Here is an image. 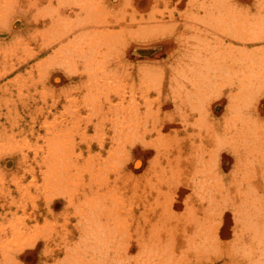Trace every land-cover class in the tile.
Segmentation results:
<instances>
[{
	"label": "rangeland",
	"instance_id": "374dc122",
	"mask_svg": "<svg viewBox=\"0 0 264 264\" xmlns=\"http://www.w3.org/2000/svg\"><path fill=\"white\" fill-rule=\"evenodd\" d=\"M71 1L0 0V264L12 262H14L12 264H70L64 258L65 253L62 252V246L67 241L65 236L70 239L76 234L79 220L77 208L81 203L77 201L76 197H73L74 194L71 195L72 199L69 198L71 201L67 199V193L63 194V191H69L67 186L63 190L59 189V186L44 184L45 158H43L42 152L46 149V143L49 142L50 137L55 134H57L56 139L58 137L59 140L60 138L68 140V146L72 147L70 154L77 161L84 163L88 157L90 158L88 160H90L91 167L88 172L82 173L85 180L79 182L80 186L88 188L90 185L94 188L98 187L101 182L103 185V181H105L103 186L100 185L106 189L108 195L114 194V191L122 195L115 198H118L120 202L118 200L117 203H115L116 200L113 201L114 208H119L116 210L120 212L118 218L121 219L117 220L114 226L118 230L114 229V235H111L113 240L109 239L111 242H107L109 247L111 246V250H108L109 253L104 251L102 254H97L96 259L91 258L87 252L82 253L83 264H125L128 263V259L133 260L135 258L133 257L134 254L137 255L136 258L141 260L144 257L143 264L147 260L149 261V258L151 260L149 264H157L159 261L161 263L163 261L162 264H238V253L230 246L239 227V221L235 215V209H237L235 204H237L236 192L242 188L235 183L237 179H242L245 176L243 179L245 185L243 186H247L248 179L253 181L255 178L259 182L258 200L262 201L264 199V174H262L264 170L258 167L257 158L254 160L253 157H250L251 165L249 167L257 165L256 170H252L254 177L246 176L250 171L244 175L239 173V175L234 168L235 154L228 145V135H225L224 131H232L234 125L238 123V120L235 122L236 119H247L250 115L251 131L242 135L248 141V145L251 143V139L256 133L252 131L253 125L255 127L256 122L259 121V123L264 124V87L260 86V90L254 92V95L251 96L253 100L248 106L237 108V110L236 108L230 109L231 104L229 103H238L239 99L236 98L232 101L231 95L235 91L229 90L226 80L220 83V79H218L216 84L220 83V90H212L213 92L209 91L208 94L203 85L204 90H198L203 93H200L201 99L198 98L200 94L197 90L189 95H184V90H188L185 85L189 84L188 77H197L201 74L197 71L194 72L192 65L188 64V62L196 60V56L193 57L194 45L201 39L196 36L207 35L210 39L208 41L212 45H215L218 38L221 40L223 38L222 41L225 42H222L223 45L221 44V46L227 45L230 49L232 42L236 47H240L238 42L235 43L236 40L239 41L240 34L237 37L238 31L234 28L228 30L229 33H225L218 32L211 26L210 28L206 27L207 24L201 20V17L205 16L202 0H99V2L98 0H91L90 4L95 5L97 2L102 5L103 11L101 10V12L103 14L99 13L101 16L96 13L93 16L91 13L89 15L85 9H81V0H75V4ZM4 5L7 11H2ZM247 7L248 11L255 15L254 17L257 16V26L259 28L264 27V0H262L261 6L254 0H241L238 4V8L241 9L240 12L246 10ZM259 7L260 9H258ZM87 14L92 19L84 18L85 15L89 17ZM150 15L152 19H150ZM98 16H100L101 21H96L99 19ZM60 22L63 24L60 25ZM154 24L156 25L153 26ZM94 29L97 32L101 31V33L97 34ZM204 29L208 30L205 31ZM84 30L86 34L83 32ZM104 31L106 32L103 33ZM90 32L96 34H92L93 37L104 35L103 38H110L111 42L109 39L107 40L109 42L105 40L102 42L100 39V41L94 40V38L91 40ZM233 32L236 33V36ZM115 33L118 36H115ZM78 35H82L81 38L85 37L86 40L84 38H82L83 41L78 39L80 38L77 37ZM230 36L235 41H232ZM196 38L199 40L197 41ZM167 41H169L168 46L164 44ZM104 42L108 44L105 45ZM255 45L259 48L264 46L262 42H257ZM106 47H108V50L106 49L107 54L104 50ZM257 47L254 50L255 55L259 51L264 52ZM93 48L98 51L97 54ZM60 50L63 52H61L62 55ZM93 52L95 53L92 55ZM100 52L105 54H103L104 58ZM190 52L192 55L189 54ZM83 53L85 54L83 55ZM245 53L247 52L245 51ZM200 59H204V57L202 56ZM221 61L223 62L224 59ZM252 61L253 58H245V56L242 59L237 58L235 59L237 64L231 66L230 71H236L245 62L250 63ZM186 64L190 68L185 66ZM223 67L224 70H228L227 64H224ZM175 68L177 72L174 70ZM197 68L196 70L199 69ZM179 69L181 70L179 71ZM94 71L96 72L94 73ZM144 74L146 75L144 76ZM173 76L174 78H172ZM153 78L159 79L157 80L158 87L153 85L157 82ZM96 81L98 84L103 81L104 85L103 83L102 86L98 85ZM147 84L150 85L147 86ZM154 87L157 88V91ZM179 91L181 94L178 93ZM93 95H96V100H92ZM114 105L115 109L112 108ZM127 105L133 106L131 111L129 107H126ZM259 106L262 112L259 111ZM255 110L261 114H254ZM87 115H90V119ZM115 115L118 117L117 119ZM256 116L259 117V120ZM126 117L127 121H130L129 118L131 121L134 118L132 123L134 122L136 125L138 122V126L134 127L130 123L131 126L129 127ZM99 118L103 120L101 121ZM122 118L125 120L120 122L121 124H117L116 122L121 121L119 119ZM116 124L121 127H117ZM51 125H53L52 127L55 125V128H52ZM118 128L124 133L119 134ZM125 128L128 132L125 131ZM150 128L151 130H149ZM131 130L135 133L133 134L134 138ZM59 134L62 137H59ZM117 134L119 135L116 136ZM128 139L131 141L134 139V141L130 144ZM143 142H148L149 148L143 145ZM223 142L228 143L223 144ZM44 146L46 147L44 148ZM113 148H117L116 151ZM119 148L122 150L120 151ZM108 149L112 151L109 152ZM207 149L214 152L210 155ZM117 150L121 153H118ZM123 150L127 152L122 154ZM200 156L204 157H202V161L197 162L196 157ZM165 159H168L169 162ZM204 159L205 161L209 160L211 164H205V173L200 171ZM115 163L118 165L112 167ZM174 170L177 177L172 174ZM89 173L94 178L88 179ZM201 178L204 180V191H202L203 187L198 184L203 181ZM106 184L107 186H105ZM74 186L71 184V192H74L76 187ZM160 189L161 194L158 192ZM102 195L106 196V194ZM154 195L158 204L153 202L155 201ZM81 199L83 203V197ZM105 199L100 200L105 202L103 201ZM161 199L162 201H159ZM121 201L123 204L119 206ZM107 204L111 206V202ZM154 204L156 206L152 207ZM160 205L167 209H161ZM184 206L190 208L185 207V209ZM206 207L207 209H205ZM187 209L190 210L187 211ZM167 211L171 213L169 214ZM165 213L169 217L167 214L164 215ZM204 213L207 215L214 214V217L211 216L212 221L207 223L216 226L213 234L216 236L213 237H217L216 240H219L221 245L215 243L216 245L209 246L202 251V249L196 248L198 245L196 247L191 245L189 237L192 238V235L197 237L198 232V225L195 229V225L191 224L192 219H196L195 216L203 219ZM166 216L169 219L165 218ZM122 219L125 221L122 222ZM189 220L192 221L187 222ZM119 222L120 224L122 222L121 226ZM151 222L155 223L152 224ZM103 223H107L106 220H103ZM150 223L157 230L151 228ZM17 229L23 233L19 237L20 239L14 235L18 231ZM148 229H150L151 235ZM120 231L126 234H122V238L121 236L117 238L119 234L121 235ZM50 236L52 239L48 240ZM167 236L169 237L167 238ZM116 241H120L121 245L118 242L119 246H117ZM125 241L128 243L126 244L127 249L124 245ZM140 243L143 244L140 245ZM226 243L228 247H226ZM152 244L156 247L159 246L158 250L154 246L153 249L149 247ZM144 245H148V247H144ZM199 245L202 244L199 243ZM115 246L119 251L117 248H115L117 250L113 248ZM166 246H168V252L162 251L161 249L164 250ZM151 249L152 255H149ZM114 254L116 256L121 255V258L119 256L117 259Z\"/></svg>",
	"mask_w": 264,
	"mask_h": 264
},
{
	"label": "bare ground",
	"instance_id": "6f19581e",
	"mask_svg": "<svg viewBox=\"0 0 264 264\" xmlns=\"http://www.w3.org/2000/svg\"><path fill=\"white\" fill-rule=\"evenodd\" d=\"M73 1V3H74V1L75 0H72ZM71 1V2H72ZM82 1V6L80 5V7H81V9H85V11H87L88 12V14L90 15V13H91V15L93 16V15H95V13L96 14H99V13H102L103 14V12H101V10H102V5L101 4H98L97 2H96V4L95 5H93V4H90L89 2H92L91 0H81ZM239 1V2H238ZM240 1L241 0H202V3L204 4V8H203V10H204V14H205V16L204 17H201V20H203L204 21V24H207V26L206 27H209L210 28V26H211V28L213 29H215L216 31H218V32H225V33H229V31L228 30H230V29H235L236 31H238L237 32V37H238V35L240 34V38L242 39V40H244V41H242L240 38H239V41H235L231 36V40L232 41H235V43H237L238 42V44H239V46L240 47H236L235 45H234V43L232 42V45H231V47H230V49H229V47L227 46V45H224L223 47L221 46V44H222V42L224 43L225 41H222L223 40V38H222V40L221 39H217V41L215 42V45H212L209 41H208V39H209V37L207 36V35H198V36H196V37H200L201 39L199 40L198 38H196V40L198 41V43H195V45H194V47H195V49H194V52H193V57L194 56H196L195 58H196V60H194V61H190V62H188V64L189 65H192L191 67H193L194 68V72L195 71H197V72H199V73H201L199 76H195V77H192V78H190V77H188L189 78V84H191L192 85V87H191V85L189 86V84H185L186 85V87L188 88V90L186 89V90H184V95H189V94H193L194 93V91H198V90H200V89H202V91L204 90V88H203V85H204V87H205V90H206V93L208 94V92L209 91H211V92H213V91H217V90H220V87H219V84L221 83V81H223V80H226L227 81V86L229 87V90H232L234 93L231 95V99H232V101H234L236 98L237 99H239L238 101V103L236 102V103H234L233 104V102L232 103H229V104H231L230 105V109L232 108V110H234L235 108H236V110H237V108L239 109L240 107L242 108V107H246V106H248V104L253 100V98L251 99V96H253L254 95V92L256 93V91L257 90H260V86H263L264 87V52H257L258 54L257 55H255L254 53V50H255V48L257 47L256 45H255V43L257 44V42H262L263 44H264V27H258L257 25H258V23H256V17H254L255 15H253V13H251V11H248L249 9H248V7H247V9L246 10H244V11H242V12H240V10L241 9H239L238 8V4L240 3ZM69 2H70V0H69ZM98 2H99V0H98ZM188 2V1H187ZM254 2H257V4L259 5V6H261V2H262V0H254ZM72 3V4H73ZM238 3V4H237ZM51 4V3H50ZM75 4V3H74ZM7 5V4H6ZM106 5V4H105ZM200 6H203V5H200ZM8 7V6H7ZM152 7V6H151ZM2 8V7H1ZM3 8H4V10H2V11H7L6 10V8H5V5L3 6ZM11 8V7H10ZM202 8V7H201ZM237 8H238V10H237ZM258 9H260V7L258 8ZM9 10V9H8ZM77 10V9H76ZM91 11V12H90ZM93 11V12H92ZM103 11V10H102ZM77 12V11H76ZM86 12V13H87ZM134 13V12H133ZM2 14V13H1ZM4 14H7V13H4ZM3 14V15H4ZM76 14V13H75ZM87 14V15H88ZM258 14V13H257ZM2 15V16H3ZM88 15V16H89ZM100 15V14H99ZM107 15V14H106ZM262 15V14H261ZM1 16V15H0ZM101 16V15H100ZM100 16H98L99 17V19H97L96 21H98V20H100ZM153 16V15H152ZM61 17V16H60ZM83 17V16H82ZM98 17H95V18H98ZM103 17H104V15H103ZM110 17V16H109ZM141 17H143V16H141ZM84 18H91L90 16L89 17H87L86 15H85V17ZM121 18V17H120ZM119 18V19H120ZM133 18H135V17H133ZM148 18V17H147ZM83 19V18H82ZM92 19V18H91ZM142 19H144V18H142ZM150 19H152L151 18V15H150ZM150 19H148V20H150ZM156 19V18H155ZM258 19V18H257ZM63 20V19H62ZM132 20V19H131ZM259 20V19H258ZM257 20V21H258ZM83 21V20H82ZM89 21H90V19H89ZM88 21V22H89ZM101 21V20H100ZM104 21V20H103ZM147 21V20H146ZM264 21V20H263ZM2 22V21H1ZM65 22H67L66 20H65ZM71 22V21H70ZM105 22V21H104ZM149 22V21H148ZM202 22V21H201ZM68 23V22H67ZM77 23H78V21H77ZM58 24V23H57ZM60 25H62L61 24V22L59 23ZM93 24H94V22H93ZM96 24V23H95ZM98 24V23H97ZM152 24V23H151ZM164 24V23H163ZM261 24H262V22H261ZM264 24V23H263ZM53 25V24H52ZM71 25V24H70ZM86 25H88V24H86ZM156 24H154L153 26H155ZM14 26V25H13ZM72 26H73V23H72ZM75 26V25H74ZM6 27V26H5ZM53 27V26H52ZM166 27V26H165ZM205 27V26H204ZM89 28V27H88ZM145 28V27H144ZM148 28V27H147ZM156 28H157V26H156ZM155 28V29H156ZM90 29V28H89ZM142 29V28H141ZM160 26H159V31H160ZM53 30V29H52ZM71 30V29H70ZM96 29H94V31H95ZM98 30H100V29H98ZM143 30V29H142ZM141 30V32H143ZM157 30V29H156ZM205 30V29H204ZM208 30V29H207ZM207 30H205V31H207ZM59 31V30H58ZM61 31V30H60ZM63 31V30H62ZM66 31V30H65ZM88 31V30H87ZM92 31H93V29H92ZM103 31V30H102ZM116 31V30H115ZM118 31V30H117ZM140 31V30H139ZM144 31H147V33L149 32L148 30H144ZM67 32V31H66ZM65 32V33H66ZM84 33H85V30L83 31ZM97 34L98 33H101V31L100 32H97V31H95ZM106 31H104L103 33H105ZM140 32V33H141ZM110 33H113V32H110ZM144 33V32H143ZM234 33V32H233ZM263 33V34H262ZM86 34V33H85ZM92 34H95L94 32H92ZM92 34H91V32H90V36H92ZM108 34V33H107ZM116 34V33H115ZM145 34V33H144ZM150 34V33H149ZM222 34V33H221ZM235 34V36H236V33H234ZM96 35V34H95ZM101 35V34H100ZM156 35V34H155ZM56 36V35H55ZM81 36L82 35H78L77 37H80V38H78V39H81L82 40V38H84L85 39V37H82L81 38ZM89 36V37H90ZM102 36V37H101ZM101 36H98V37H96V36H92V38H91V40L94 38V40H102V42H103V40H105V41H107L108 39L110 40V38H108V39H104L103 38V36L104 35H101ZM114 36V35H113ZM115 36H118L117 34L115 35ZM54 37V36H53ZM95 37H96V39H95ZM58 38V37H57ZM73 38V37H72ZM87 38V37H86ZM52 39V38H51ZM75 39H77L76 37H75ZM86 40V39H85ZM88 40H89V38H88ZM88 40H87V42H88ZM99 40V41H100ZM113 40V39H112ZM116 40V39H115ZM121 40V39H120ZM210 40V39H209ZM228 40V39H227ZM50 41V40H49ZM55 41V40H54ZM70 41H71V39H70ZM69 41V42H70ZM74 41V40H73ZM77 41V40H76ZM83 41V40H82ZM98 41V42H99ZM97 42V43H98ZM107 42H109V41H107ZM110 42H111V40H110ZM114 42H116V41H114ZM49 43V42H48ZM72 43V42H71ZM70 43V44H71ZM80 43V42H79ZM86 43V42H85ZM105 43V42H104ZM64 44H66L67 46H68V44L67 43H65L64 42ZM101 44V43H100ZM103 44V43H102ZM106 44H108V43H105V45ZM110 44H112V43H110ZM164 44L165 45H169V41H167V42H164ZM197 44H198V46H197ZM203 44H204V47H203ZM217 44V45H216ZM65 45V46H66ZM113 45V44H112ZM223 45V44H222ZM60 46V45H59ZM96 46V45H95ZM102 46V45H101ZM109 46V45H108ZM111 46V45H110ZM114 46V45H113ZM181 46H183V45H181ZM261 46V45H260ZM46 47V46H45ZM69 47V46H68ZM97 47H99V46H97ZM105 47V46H104ZM189 47V46H188ZM252 48V50H250L251 48ZM95 48V47H94ZM93 48V49H94ZM100 48V47H99ZM110 48H112V46L110 47ZM109 48V49H110ZM259 50H264V46L262 45L261 46V48H259V47H257ZM92 49V50H93ZM106 49L108 50V47H106L104 50L106 51ZM58 50V49H57ZM62 50V49H61ZM60 50V53L62 52ZM67 50V49H66ZM76 50V49H75ZM95 51H96V49H94ZM188 50V49H187ZM192 51H193V49H191ZM190 50V51H191ZM73 51V50H72ZM103 51V50H102ZM101 51V52H102ZM245 51L247 52V53H245ZM69 52V51H68ZM78 52H80V50H78ZM84 52V51H83ZM92 52V51H91ZM100 52V53H101ZM241 52V53H240ZM63 53V52H62ZM62 53H61V55H62ZM86 53V52H85ZM85 53H83V55L85 54ZM95 52H93L92 53V55L94 54ZM98 53V51H96V53L95 54H97ZM108 52L106 51V53L105 54H107ZM187 53V52H186ZM198 53V55H196ZM28 54V53H27ZM82 54V53H81ZM102 54V53H101ZM104 54V53H103ZM102 54V55H103ZM104 54V55H105ZM190 55H192V53L190 52L189 53ZM65 55V54H64ZM104 55H103V58H104ZM187 55H188V53H187ZM30 56V55H29ZM87 56V55H86ZM204 57V59H200V57ZM244 56H245V58H253V61L252 62H250V63H248V62H245L242 66H239V68L236 70V71H230V67L231 66H235L237 63H235V59H242V58H244ZM183 57H185V56H183ZM192 57V58H193ZM63 58V57H62ZM89 58V57H88ZM91 58V57H90ZM102 58V57H101ZM101 58H98V59H101ZM188 58H189V56H188ZM221 59H224V61L222 62L221 61ZM61 61V60H60ZM60 61H59V63H60ZM63 61V60H62ZM90 61H91V59H90ZM90 61H88V62H90ZM188 61V60H187ZM68 62V61H67ZM63 63V62H62ZM65 64V63H64ZM224 64H227L228 65V70L227 69H225L224 70V67H223V65ZM66 65V64H65ZM185 66H187V64L185 65ZM87 67H89V66H87ZM143 67V66H142ZM188 68H190L189 66H187ZM199 69H198V68ZM245 67V68H244ZM103 68V67H102ZM177 68V67H176ZM176 68L174 69V70H176ZM196 68L198 69V70H196ZM227 68V67H226ZM87 69V68H86ZM89 69H91V68H89ZM178 69V68H177ZM183 69V68H182ZM204 69V70H203ZM95 70V69H94ZM173 70V71H174ZM181 69H179V71H180ZM189 70V69H188ZM73 71H74V69H73ZM190 71V70H189ZM93 72V71H92ZM96 71H94V73H95ZM176 72H177V70H176ZM187 72V71H186ZM226 72H228V74H225ZM101 73V72H100ZM149 73H150V71H149ZM183 73V72H182ZM231 73H232V75H231ZM177 74V73H176ZM185 74V73H184ZM44 75V74H43ZM146 74H144V76H145ZM161 75V74H160ZM173 75V74H172ZM185 76V75H184ZM193 76V75H192ZM90 77V76H89ZM94 77V76H93ZM40 78H41V75H40ZM90 78H92V77H90ZM97 78H100V77H97ZM172 78H174V76L172 77ZM176 78V77H175ZM88 79V78H87ZM96 79V78H95ZM94 79V80H95ZM145 79H147V78H145ZM154 80H159L158 78L157 79H155V78H153ZM218 79H220V83L218 82L217 84H216V82L218 81ZM41 80V79H40ZM39 80V81H40ZM53 80H54V78H53ZM59 80V79H58ZM92 80V79H91ZM172 80H174V79H172ZM256 80H258L256 83H254V81H256ZM98 81V80H97ZM96 81V82H97ZM177 81H178V79H177ZM176 81V82H177ZM88 82H89V80H88ZM94 82V81H93ZM105 82H106V80H105ZM152 82H153V80H152ZM151 82V83H152ZM160 82V81H159ZM254 84H253V83ZM103 83V85H104V82L102 81L101 83H99L100 85ZM133 83V82H132ZM156 83V84H155ZM153 85H157L158 84V81L157 82H155ZM97 84H98V82H97ZM98 84V85H99ZM106 84V83H105ZM141 84V83H140ZM145 84V83H144ZM160 84V83H159ZM179 84V83H178ZM148 85H150V84H147V86ZM91 86H92V84H91ZM102 86V85H101ZM100 86V87H101ZM132 86V85H131ZM142 86V85H141ZM147 86H145V87H147ZM151 86H152V84H151ZM178 86V85H177ZM181 86V85H180ZM90 87V86H89ZM108 87V86H107ZM153 87V86H152ZM157 87H158V85H157ZM170 87H171V85H170ZM174 87V86H173ZM115 88V87H114ZM155 88V87H154ZM174 88H176V87H174ZM262 88V87H261ZM97 89V88H96ZM95 89V90H96ZM99 89V88H98ZM108 89V88H107ZM139 89V88H138ZM157 88H155V90H156ZM178 89V88H177ZM176 89V90H177ZM179 89H180V87H179ZM182 89V88H181ZM122 90V89H121ZM149 90V89H148ZM174 90V89H173ZM213 90V91H212ZM101 91V90H100ZM104 91V90H103ZM141 91V90H140ZM146 91V90H145ZM157 91V90H156ZM173 92V91H172ZM172 92H171V94H172ZM210 92V93H211ZM115 93V92H114ZM124 93H126V92H124ZM174 93V92H173ZM178 93H180V91L178 92ZM177 93V94H178ZM195 93H197V92H195ZM198 93L200 94V93H202V92H199L198 91ZM89 94H90V92H89ZM94 94V93H93ZM99 94V93H98ZM117 94V93H116ZM122 94V93H121ZM141 94V93H140ZM181 94V93H180ZM179 94V95H180ZM183 94V93H182ZM203 94V93H202ZM206 94V95H207ZM97 95V94H96ZM95 95V96H96ZM174 95H175V93H174ZM198 95V94H197ZM210 95V94H209ZM256 95V94H255ZM89 95H87V97H88ZM90 96H92L91 94H90ZM89 96V97H90ZM95 96L93 95V99L92 100H96L95 99ZM104 96V95H103ZM124 96V95H123ZM195 96V95H194ZM101 97V96H100ZM227 97V96H226ZM86 98V97H85ZM97 99H98V97H96ZM178 98V97H177ZM176 98V99H177ZM198 98L199 99H201V94L200 95H198ZM90 99V98H89ZM109 99V98H108ZM146 99V98H145ZM159 99V98H158ZM195 99V98H194ZM256 99V98H255ZM99 100V99H98ZM97 100V101H98ZM106 100V99H105ZM191 100V99H190ZM197 100V99H196ZM195 100V101H196ZM96 101V103H97V105H98V102ZM106 101H108V100H106ZM183 101V100H182ZM247 101H249V102H247ZM147 102V101H146ZM150 102V101H149ZM180 102H181V100H180ZM95 103V102H94ZM95 103V104H96ZM148 103V102H147ZM91 104H93V103H91ZM102 104V103H101ZM264 104V103H263ZM94 105V104H93ZM97 105H95V106H97ZM116 105V104H115ZM115 105H114V107L112 106V108H114L115 109ZM121 105H122V103H121ZM131 105H133V104H131ZM148 105V104H147ZM151 105V104H150ZM7 106V105H6ZM107 107H108V105H106ZM262 106V105H261ZM118 107V106H117ZM127 108L129 107V105H127L126 106ZM132 107L133 106H131V107H129L130 108V111H131V109H132ZM135 107H136V105H135ZM134 107V108H135ZM110 108V107H109ZM137 108V107H136ZM149 108V107H148ZM75 109V108H74ZM92 109V108H91ZM122 110L124 109V107L123 108H121ZM150 109V108H149ZM148 109V110H149ZM199 109V108H198ZM258 109H259V111H261V107L259 106L258 107ZM133 110H135V109H133ZM147 110V109H146ZM98 111V110H97ZM114 111V110H113ZM121 111V110H120ZM136 111V110H135ZM134 111V112H135ZM258 110H257V112H256V110L254 111L255 113L254 114H261V112H259ZM137 112V111H136ZM135 112V113H136ZM143 112V111H142ZM92 113V112H91ZM94 113V112H93ZM131 113V112H130ZM132 113H133V111H132ZM149 113V112H148ZM147 113V114H148ZM115 114V113H114ZM117 114H119V112H117ZM90 115H92V114H90ZM90 115H87V117H88V119H90ZM123 115H125V114H123ZM129 115V114H128ZM139 115V114H138ZM145 115H146V112H145ZM237 115V114H236ZM235 115V116H236ZM96 116V115H95ZM119 116V115H118ZM122 116V115H121ZM142 116V115H141ZM148 116H149V114H148ZM148 116H145V117H148ZM92 117V116H91ZM107 117V116H106ZM120 117V116H119ZM129 117H130V115H129ZM234 117V116H233ZM115 118L117 119L118 117L115 115ZM124 118V117H123ZM119 119V120H121V121H119V122H116L117 124H119L120 122H122L123 120H125V119ZM153 118V117H152ZM151 118V119H152ZM236 118V117H235ZM242 118V117H241ZM256 118H258L257 120H259V117L258 116H256ZM73 119H74V117H73ZM87 119V120H88ZM100 119V118H99ZM130 119V121H131V118H129ZM134 119V118H133ZM133 119H132V121H133ZM249 119H250V115H249V117H247V119L245 118V119H240V118H238V119H236L235 120V122L237 121L238 123L236 124V125H234V127L232 128L233 130L232 131H227V130H225L224 131V133H225V135H228V142H223V144H225V143H228V145H229V147L232 149L231 151H233V153L235 154V161H234V163H235V166H234V168H235V170L236 171H238V174L240 173H242L243 175L244 174H246V173H248V171H250V173H248V174H246V176H248L249 178H250V175L252 176V177H254L253 176V172H252V170H256V167H257V165H255V166H250L249 167V165H251L250 164V157L252 158L253 157V159L255 160V158H257L258 159V167H260L261 168V170H264V124H261V123H257L256 122V125H255V127H254V125H253V127H252V131H253V133L254 132H256L255 134H254V136H253V138L251 139V143L248 145L247 144V142L248 141H246V139L244 138V133L245 132H250L251 131V125H250V121H249ZM253 119V118H252ZM101 121L103 120V119H100ZM113 120H115V119H113ZM135 120V119H134ZM156 120V119H155ZM155 120H154V122H155ZM95 121V120H94ZM126 121H127V117H126ZM129 120L127 121V123H129L128 125H129V127L131 126V124L130 123H132V121L130 122ZM140 121V120H139ZM256 121V120H255ZM262 121V120H261ZM62 122V121H61ZM115 122H114V124H115ZM137 122V121H136ZM253 122V121H252ZM113 123V122H112ZM157 123V122H156ZM117 124H116V126H117ZM121 124V123H120ZM124 124V123H123ZM138 124V122L136 123V125ZM162 124V123H161ZM76 125V124H75ZM132 125H134V122L132 123ZM136 125H134V127L136 126ZM209 125V124H208ZM53 125H51V127H52ZM102 125H101V123H100V127H101ZM113 126V125H112ZM123 126V125H122ZM138 126V125H137ZM136 126V127H137ZM154 126V125H153ZM163 126V125H162ZM67 127V126H66ZM78 127V126H77ZM99 127V126H98ZM99 127V128H100ZM117 127H121L120 125H118ZM133 127V129H135ZM150 127H152V126H150ZM52 128H55V125H54V127H52ZM59 128V127H58ZM123 128H124V126H123ZM122 128V129H123ZM64 129V128H63ZM132 129V128H131ZM132 129V130H133ZM154 129V128H153ZM159 129V128H158ZM56 130V129H55ZM98 130V129H97ZM99 130H101V129H99ZM118 130H119V128H118ZM117 130V131H118ZM132 130H131V132H132ZM137 130V129H136ZM149 130H151V128L149 129ZM149 130H147V131H149ZM160 130V129H159ZM50 131H51V129H50ZM77 131V130H76ZM116 131V132H117ZM125 131H127V129L125 128ZM212 131V130H211ZM58 132H61V131H58ZM65 132V131H64ZM75 132V131H74ZM104 132V131H103ZM122 132V130L120 131L119 130V134ZM128 132V131H127ZM137 132H138V130H137ZM136 132V133H137ZM150 132V131H149ZM83 133V132H82ZM115 133V132H114ZM122 133H124V132H122ZM61 134V133H60ZM59 134V137H62L61 135ZM119 134H117L116 136H118ZM133 134H135L134 132H132V137L134 138V136H133ZM213 134V133H212ZM243 134V135H242ZM56 135L57 134H55V135H52L51 137H50V139L48 140L49 142L48 143H46V145H47V147L46 146H44V148L46 147V149H44L43 150V154H44V156H43V158H45V164H44V166H45V170H44V184L45 185H47V186H53V185H55V186H59V189H63L64 190V187H66L67 186V188L69 189V191H63V194L64 193H67L66 194V197H68L67 199H72V197H71V195L72 194H74V196L73 197H76V199H77V201L78 202H80L81 204H79V206H78V208H77V212H78V217H79V220H78V228H77V231H76V234H74L73 236L74 237H72V238H70V239H68V236H65V238L67 239V241L63 244V246H62V252L63 253H65V256H64V258H66V260H67V262L69 261L70 262V264H83V262H82V259H81V255H82V253H88L89 254V256L91 257V258H93V259H96V256H97V254H102L104 251H107L108 252V250L111 248V246L109 247V245L107 244V242L109 241V239H112L111 238V235H114V232H115V230L114 229H117V228H114V226H115V224L117 223V220H119V219H121V218H118L120 215V212L119 211H117L116 210V208H114V204H113V201L114 200H116V202L115 203H117V200L120 202V200L117 198V199H115L116 197H121L122 195H121V193H115V191H114V194H110V195H108L107 193V191H105L106 189H104L102 186L106 183L105 181H103L104 182V184L102 185L101 183H99L98 184V187H94V188H92V186H90L89 185V187L87 188V187H83V186H80V184H79V182H81V181H84L85 180V177L83 176L82 177V173L83 172H88L89 171V169H90V160H88V158H87V161H84V163H81V162H79V161H77L74 157H72L71 156V154H70V152H71V146H68V140H65V139H62V138H60V140L58 139V137H57V139H56ZM126 135V134H125ZM129 135V134H128ZM137 135V134H136ZM64 136V135H63ZM115 136V137H116ZM45 137V136H44ZM125 137V136H124ZM156 137V136H155ZM68 138H69V136H68ZM126 138V137H125ZM128 138H130V137H128ZM137 138V137H136ZM158 139H159V137H157ZM156 138V139H157ZM84 139V138H83ZM131 139V138H130ZM130 139H128V140H130ZM143 139V138H142ZM141 139V140H142ZM45 140V139H44ZM70 140V139H69ZM101 140V139H100ZM99 140V141H100ZM123 140V139H122ZM125 140H127V138L125 139ZM151 140V139H150ZM154 140H155V138H154ZM154 140H152V141H154ZM72 141V140H71ZM124 141V140H123ZM134 141V139L131 141H129V143L130 142H133ZM222 141V140H221ZM226 141V140H225ZM47 142V141H46ZM73 142V141H72ZM120 142V141H119ZM128 142V141H127ZM101 143V142H100ZM99 143V144H100ZM122 143V142H121ZM124 143V142H123ZM144 144L143 145H146V147L147 148H149L147 145L149 144L148 142H143ZM127 144V143H126ZM131 144V143H130ZM88 145V144H87ZM115 145V144H114ZM114 147V146H113ZM124 147V146H123ZM151 147V146H150ZM160 147V146H159ZM156 148V147H155ZM158 148V147H157ZM114 149V148H113ZM117 149V148H116ZM116 149H114L115 151H116ZM127 149V148H126ZM111 150V149H110ZM119 150H120V148H119ZM122 150V149H121ZM120 150V151H121ZM108 151H109V149H108ZM112 151V150H111ZM111 151H109V152H111ZM118 152V150H117V152L118 153H121V152ZM124 152H122V154L123 153H126L125 152V150H123ZM149 151V150H148ZM156 151H158V149H156ZM207 151H208V154H210L211 155V153H213L212 152V150L211 149H207ZM242 151V152H241ZM73 152V151H72ZM114 152V151H113ZM108 153V152H107ZM117 153V154H118ZM35 154V153H34ZM73 155H74V152L72 153ZM112 154V153H111ZM116 154V153H115ZM158 154V153H157ZM119 156H120V154H118ZM125 155V154H124ZM166 155H167V153H166ZM41 156V155H40ZM144 156V155H143ZM158 156V155H157ZM117 157V156H116ZM120 157H122V156H120ZM119 157V158H120ZM127 157V156H126ZM202 157H204V156H200V157H196L197 159V162H199V161H202ZM259 157V158H258ZM114 158V157H113ZM130 158V157H129ZM166 158H167V156H166ZM169 158V157H168ZM172 158H174V157H172ZM214 158V157H213ZM90 159V158H89ZM157 159V158H156ZM256 159V160H257ZM43 160V159H42ZM76 162H75V161ZM92 160V159H91ZM128 160V159H127ZM165 160H168V159H165ZM109 161H111V160H109ZM153 161V160H152ZM155 161V160H154ZM157 161V160H156ZM253 161V160H252ZM251 161V162H252ZM41 162H43V161H41ZM136 162H139V161H136ZM168 162H169V160H168ZM173 162H174V160H173ZM207 163H209V160H206L205 161V159H204V164H203V167H201V170L200 171H203L204 172V166H205V164H207ZM213 163V162H212ZM253 163V162H252ZM158 164V163H157ZM210 164V163H209ZM256 164V163H255ZM118 164H116L115 163V165L113 164L112 165V167H114V166H117ZM170 165H171V163H170ZM211 165V164H210ZM122 167H124L123 165H121ZM169 166V165H168ZM176 167H177V165H175ZM209 166V165H208ZM85 169H84V168ZM138 167V166H137ZM171 167V166H170ZM117 168V167H116ZM174 169V168H173ZM208 169V168H207ZM85 170V171H84ZM114 170V169H113ZM259 170V169H258ZM115 171V170H114ZM124 171V170H123ZM145 171V170H144ZM147 171V170H146ZM162 171V170H161ZM127 172V171H126ZM234 172V171H233ZM264 172V171H263ZM262 172V174H264ZM116 173V172H115ZM144 173V172H143ZM147 173V172H146ZM161 173V172H160ZM175 173V170H174V172H172V174L175 176L176 174H174ZM205 173V172H204ZM258 173V172H257ZM239 174V175H240ZM256 174V173H255ZM261 174V175H262ZM141 175V173L139 174V176ZM179 175V174H178ZM138 176V175H137ZM166 176H168V175H166ZM126 177V176H125ZM133 177V176H132ZM171 177V176H170ZM176 177H177V175H176ZM255 177H257V176H255ZM263 177H264V175H263ZM92 178H94V176L92 175V174H90L89 173V177H88V179H92ZM115 178V177H114ZM134 179H135V177H133ZM145 178V177H144ZM245 178V176H243V178L242 179H237L236 180V183H235V185H239V187L240 188H242V189H240V190H237V192H236V195H237V200H236V202H237V204H235L236 205V208L237 209H235L236 210V212H235V215H236V217H237V219H238V221H239V227H238V232L236 233L237 235H235V237L233 238V242L231 243V248H233V249H235L236 250V253H238V256H239V259H238V264H264V199L262 200V201H260V200H258V193L260 192V190H259V182L254 178L253 179V181L252 180H249L248 179V184H247V186H243V185H245V180H243ZM160 179V178H159ZM163 179V178H162ZM170 179V178H169ZM168 179V180H169ZM202 179V178H201ZM262 179V178H261ZM128 180V179H127ZM174 180V179H173ZM193 180V179H192ZM203 180V179H202ZM234 180V179H233ZM113 181V180H112ZM139 181V180H138ZM162 181V180H161ZM166 181V180H165ZM201 181V180H200ZM199 181V182H200ZM134 182V181H133ZM136 182V181H135ZM134 182V183H135ZM146 182H147V180H146ZM155 182V181H154ZM263 182H264V179H263ZM166 183H168L167 181H166ZM262 183V182H261ZM71 184L73 185H75L74 187H75V189H76V191H75V189H74V192H71L70 190H71ZM102 186H101V185ZM113 184V183H112ZM144 184V183H143ZM201 187H203L204 186V180L201 182V183H198ZM169 185H171L170 184V182H169ZM181 185V184H180ZM206 185H208V184H206ZM105 186H107V184L105 185ZM114 186V185H113ZM132 186V185H131ZM136 186H137V183H136ZM154 186V185H153ZM167 186V185H166ZM174 186V185H173ZM175 187V186H174ZM217 187V186H216ZM73 188V187H72ZM113 188V187H112ZM119 188V187H118ZM151 188V187H150ZM149 188V189H150ZM181 188V187H180ZM183 188V187H182ZM181 188V189H182ZM103 189V190H102ZM156 189H158V188H156ZM174 189H176V188H174ZM204 189V187L202 188V191H204L203 190ZM115 190V189H114ZM172 190V189H171ZM201 190V189H200ZM111 191V190H110ZM120 191V190H119ZM160 191H161V189L160 190H158V192L160 193ZM201 191V192H202ZM121 192V191H120ZM156 193H157V191H156ZM161 193H162V191H161ZM160 193V194H161ZM183 193V192H182ZM102 194H106V196H103ZM124 194V193H123ZM145 194V193H144ZM203 194V193H202ZM209 194V193H208ZM225 194V193H224ZM108 195V196H107ZM157 195V194H156ZM167 195V194H166ZM215 195V194H214ZM81 197H83V203H82V199H81ZM154 197V199L156 198L155 197V195L153 196ZM169 197H170V195H169ZM206 197V196H205ZM211 197V196H210ZM225 197V196H224ZM264 197V196H263ZM105 199V200H103V201H105V202H101V200L102 199ZM124 198V197H123ZM129 198V197H128ZM142 198V197H141ZM145 198V197H144ZM147 198V197H146ZM69 199V200H70ZM101 199V200H100ZM130 199V198H129ZM128 199V200H129ZM165 199V198H164ZM208 199H210V198H208ZM223 199V198H222ZM107 200V201H106ZM169 200H171V199H169ZM213 200V199H212ZM71 201V200H70ZM131 201V200H130ZM157 201H158V199H157ZM159 201H162V199L161 200H159ZM166 201V200H165ZM223 201V200H222ZM78 202H77V204H78ZM109 202H111V206H110V204H107V203H109ZM118 202V203H119ZM151 202H152V200H151ZM154 203L156 202V199H155V201H153ZM213 202V201H212ZM239 202V203H238ZM33 203V202H32ZM69 203V202H68ZM157 203V202H156ZM165 203V202H164ZM163 203V205H165ZM181 203V202H180ZM72 204H73V201H72ZM76 204V203H75ZM107 204V205H106ZM120 204V205H119ZM118 205L119 206H121V204H123L122 203V201H121V203H119ZM158 204V203H157ZM168 204V203H167ZM239 204V205H238ZM106 205V206H105ZM112 205H113V208H112ZM188 205V204H187ZM208 205H209V203H208ZM208 205H206V206H208ZM234 204H233V207L235 206ZM105 206V207H104ZM122 206H124V205H122ZM140 206V205H139ZM150 207H151V205H149ZM149 206H148V209H149ZM153 206H156V204H154V205H152V207ZM161 206V205H160ZM166 207H167V205H165ZM216 206V205H215ZM225 206V205H224ZM104 207V208H103ZM126 207H128V206H126ZM151 207V208H152ZM162 207V206H161ZM164 207V206H163ZM161 208V209H167V208ZM185 207H187V208H190L189 206H184V208ZM144 208V207H143ZM102 209V210H101ZM117 209H119V208H117ZM170 209H172L171 207H170ZM186 209V208H185ZM192 209V208H191ZM205 209H207V207L205 208ZM209 209H210V207H209ZM216 209V208H215ZM127 210V209H126ZM151 210H153V208L151 209ZM164 210V211H165ZM190 210V209H189ZM188 209H187V211H189ZM222 210V209H221ZM142 211V210H141ZM144 211H146V210H144ZM168 211H170V210H168ZM167 211V212H168ZM187 211H185V212H187ZM217 211V210H216ZM75 212H76V209H75ZM129 212V211H128ZM148 212V211H147ZM146 212V213H147ZM160 212V211H159ZM205 212H207L206 210H205ZM67 213V212H66ZM161 213V212H160ZM169 213V212H168ZM171 213V212H170ZM169 213V214H170ZM188 213V212H187ZM186 213V214H187ZM167 213H165L164 215H166ZM188 214H191V213H188ZM221 214H222V211H221ZM142 215H143V213H142ZM159 216V215H158ZM157 216V217H158ZM167 216H168V214H167ZM165 217V218H167V219H169L168 217ZM203 216V215H202ZM211 216L212 217H214V214L213 215H207V214H205L204 213V218L203 219H201L200 217H196L195 216V218L196 219H192L193 220V222L191 223L192 225H195V229L197 228L196 227V225H198V232H197V237H194L193 235H192V238H191V236L189 237L190 238V242L192 243L191 245L192 246H197L198 245V247H196L197 249H202V251H204L203 249H205V248H207V247H212L215 243L218 245V244H220L221 242L219 241V240H216L217 239V237L216 238H214L213 236H216V235H213L214 233H215V230H216V226L213 224H209V223H207V222H211L212 221V218H211ZM233 216V215H232ZM122 217V216H121ZM142 217V216H141ZM156 217V218H157ZM159 217H161V216H159ZM163 218H164V216H162ZM180 217V216H179ZM178 217V218H179ZM191 217H193V215H191ZM191 217H190V219H191ZM155 218V219H156ZM18 219V218H17ZM77 220V219H76ZM103 220H106V222L107 223H103ZM160 220V219H159ZM163 220V219H162ZM165 221H166V219H164ZM192 220H189V221H187V222H190V221H192ZM18 221V220H17ZM121 221V220H120ZM125 220H123L122 219V222H124ZM216 221V220H215ZM24 222V221H23ZM122 222H121V224H122ZM161 222H163V221H161ZM130 223V222H129ZM152 223V222H151ZM151 223H150V225H151ZM153 223H155V222H153ZM152 223V224H153ZM214 223V222H213ZM121 224H120V222H119V225L121 226ZM164 224V223H163ZM20 225V224H19ZM212 225V226H211ZM217 225V224H216ZM126 226V225H125ZM152 226V225H151ZM173 226V225H172ZM19 227V226H18ZM119 227V226H118ZM127 227V226H126ZM125 227V228H126ZM139 227V226H138ZM155 226H152L151 228H154ZM170 227V229H171V226H169ZM169 227H167V228H169ZM215 227V228H214ZM13 228H15V227H13ZM53 228V227H52ZM136 228V227H135ZM134 228V229H135ZM156 228V227H155ZM154 228V229H155ZM119 229H120V227H119ZM123 229V228H122ZM133 229V230H134ZM166 229V228H165ZM169 229V230H170ZM18 230V229H17ZM112 230H114V231H112ZM118 230V229H117ZM121 230V229H120ZM150 229H148V231H149ZM155 230H157V229H155ZM184 230V229H183ZM13 231V230H12ZM44 231V230H43ZM65 231V230H64ZM125 231H127V230H125ZM136 231V230H135ZM140 231H141V229H140ZM139 231V232H140ZM166 231V230H165ZM121 232V235L119 234L118 235V237L117 238H120V236H121V238H122V234H126V233H123L122 231H120ZM128 232V231H127ZM152 232V231H151ZM168 232V231H167ZM166 232V233H167ZM196 232V231H195ZM130 233V232H129ZM128 233V234H129ZM142 233V232H141ZM158 233V232H157ZM169 233V232H168ZM25 234V233H24ZM116 234V233H115ZM137 234H139V233H137ZM149 234H150V231H149ZM170 235H171V233H169ZM168 234V235H169ZM14 235L17 237V239L21 236V235H23V233L20 231V230H18L17 231V233H14ZM44 235V234H43ZM151 235V234H150ZM158 235V234H157ZM169 235V236H170ZM187 235H188V233H187ZM190 235V234H189ZM47 236V235H46ZM136 236V235H135ZM135 236H134V238H135ZM142 236V235H141ZM169 236H167V238L169 237ZM113 237V236H112ZM123 237H126V236H124L123 235ZM137 237H139V236H137ZM136 237V238H137ZM159 237V236H158ZM26 238V237H25ZM129 238V237H128ZM140 238V237H139ZM171 238H172V236H171ZM170 238V239H171ZM20 239V238H19ZM27 239V238H26ZM29 240H30V238H28ZM52 239V237L50 236V238H48V240H51ZM124 239V238H123ZM123 239H121V241L123 242ZM127 239V238H126ZM125 239V240H126ZM143 239H144V237H143ZM14 240V239H13ZM63 240V239H62ZM113 240V239H112ZM115 240H117V239H115ZM136 240V239H135ZM159 241H160V239H159ZM172 241V240H171ZM32 242V241H31ZM109 242H111V241H109ZM113 242V241H112ZM117 242V241H116ZM119 243H120V245H121V242L120 241H118ZM117 242V243H118ZM141 242H142V240H141ZM189 242V241H188ZM119 243L118 244H116L117 246H119ZM136 243H139V242H136ZM145 243V242H144ZM153 243V242H152ZM157 243V242H156ZM169 243H170V240H169ZM172 243V242H171ZM187 243V242H186ZM199 243H201L202 245H199ZM126 244H128V243H126V241L124 242V245L126 246ZM143 243H140V245H142ZM146 244V243H145ZM149 244V243H148ZM154 244V243H153ZM152 244V246L151 245H149V247H152V249H153V245ZM163 244V243H162ZM166 244H167V242H166ZM215 244V245H216ZM7 246H10V245H8V244H6ZM115 245V244H114ZM164 246H165V244H163ZM168 245V244H167ZM170 245H172V244H170ZM221 245V244H220ZM146 245H144V247H145ZM188 246H190V245H188ZM140 247V246H139ZM146 247H148V245L146 246ZM154 247H156V246H154ZM168 246H166V248H167ZM200 247V248H199ZM226 247H228V244L226 243ZM114 249L115 248H117L116 246L115 247H113ZM112 248V249H113ZM122 248V247H121ZM143 248V247H142ZM157 248V250H158V248H159V246L158 247H156ZM162 248H164V247H162ZM165 248V249H166ZM191 248V247H190ZM118 249V248H117ZM117 249H115V250H117ZM126 249H127V246H126ZM152 249L150 250V252H149V255H152L151 253H152ZM161 249V248H160ZM163 250V249H161L162 251H164V252H166L167 250H168V248L166 249V250ZM169 249H170V247H169ZM194 249V248H193ZM220 249V248H219ZM111 250V249H110ZM141 250V249H140ZM145 250V249H144ZM117 251H119V249L117 250ZM147 251H148V248H147V250L145 251L146 253H147ZM122 252H125V251H122ZM168 252V251H167ZM172 252V251H171ZM207 252H209V251H207ZM227 252H228V250H227ZM234 252V251H233ZM109 253V252H108ZM114 253H115V251H114ZM141 253V252H140ZM159 253H160V250H159ZM178 253H179V251H178ZM196 253V252H195ZM75 254H76V256H75ZM120 254V253H119ZM172 254V253H171ZM185 254V253H184ZM3 255V254H2ZM142 255V254H141ZM162 255H163V253H162ZM114 256H116L115 254H114ZM120 256V258H121V255H119ZM119 256L117 255L116 257H117V259L119 258ZM136 256L137 255H133V257H135L133 260H131V259H128V263H125V264H143V262H142V260L144 259V257H143V259L141 260L140 258H136ZM169 256V255H168ZM182 256H184L183 254H182ZM196 256V255H195ZM146 257V256H145ZM147 257H149V256H147ZM171 257V256H170ZM89 258V257H88ZM132 258V257H131ZM142 258V257H141ZM165 258V257H164ZM195 258V257H194ZM4 259V258H3ZM8 259H10L9 257H8ZM86 259V258H85ZM148 259V258H147ZM153 259V258H152ZM168 260L167 261H169V258H167ZM173 259V258H172ZM120 260H122V259H120ZM123 260H126V259H123ZM4 261V260H3ZM13 261H14V259H13ZM61 261V260H60ZM84 261H86V260H84ZM144 261V260H143ZM146 261V260H145ZM148 261V260H147ZM147 261L145 262L146 264H149L150 262H151V260H150V258H149V261H148V263H147ZM156 262V261H155ZM5 263V262H4ZM8 263H9V260H8ZM12 263H14V262H12ZM12 263H10V264H12ZM144 263V264H145ZM153 263V262H152ZM158 263H161V261H159V262H157V264ZM162 263H163V261H162ZM161 263V264H162ZM6 264V263H5ZM100 264V263H99ZM124 264V263H123ZM167 264V263H166ZM170 264V263H169ZM173 264V263H172Z\"/></svg>",
	"mask_w": 264,
	"mask_h": 264
}]
</instances>
